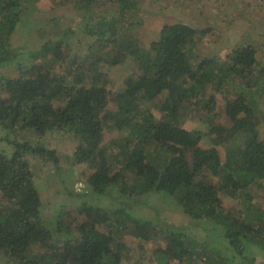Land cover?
Wrapping results in <instances>:
<instances>
[{
    "label": "trees",
    "instance_id": "trees-1",
    "mask_svg": "<svg viewBox=\"0 0 264 264\" xmlns=\"http://www.w3.org/2000/svg\"><path fill=\"white\" fill-rule=\"evenodd\" d=\"M140 1L62 0L76 6L79 25L47 31L23 20L24 0H0V68L16 72L0 82L9 131L0 142L11 147L0 146V264H256L258 255L264 264V50L204 57L197 45L212 16L196 28L167 22L149 41L141 19L155 9ZM129 62L135 71L113 91L105 69ZM184 110L209 120L207 132L185 128ZM68 136L82 189L58 177L50 143ZM52 168L65 190L53 194L65 200L49 208L37 178L49 183ZM153 195L206 236L164 225L159 210L140 214ZM104 197L115 205H100Z\"/></svg>",
    "mask_w": 264,
    "mask_h": 264
},
{
    "label": "rangeland",
    "instance_id": "rangeland-1",
    "mask_svg": "<svg viewBox=\"0 0 264 264\" xmlns=\"http://www.w3.org/2000/svg\"><path fill=\"white\" fill-rule=\"evenodd\" d=\"M110 1L112 2L113 0ZM60 2H62V0H39L38 2L24 0L22 18L26 22H29V24L34 20L39 21L40 27L47 31L56 27L66 30L70 27L73 28L78 26L80 20L77 19L75 15L72 16L76 6L72 4L61 5ZM140 2L141 7H143L146 12L150 9H155L154 15L145 16L141 19V21L144 22V37L149 41L155 40V38L158 37L160 28L167 22L181 20L196 28L199 25L208 26L205 22L209 21L210 16H212L214 18L211 24L214 25L213 31L207 33L203 40L197 45V51L204 57L218 55L224 58L227 49L230 47H243L250 44L255 45L260 52L264 50V20H262L264 18V6L260 4L259 0H141ZM249 5H252L253 8L249 7ZM110 7L116 8V6ZM100 10L101 9L98 11ZM134 19L138 20L137 17H134ZM42 36H45V34H40L39 38L41 42L38 43L37 48L42 44ZM47 37L48 35L46 38ZM13 40L15 44L23 41L21 37H14ZM135 69L136 67L133 62H129L125 66H118L110 68L109 70L105 69L110 81L113 82L112 90L116 92L120 80L129 77L131 72L129 74L127 73L129 71H135ZM15 74V69L12 67L9 69L0 68V82L4 78L15 77ZM115 104V99L112 98L110 105L114 107ZM183 113L185 114L183 118L185 128L188 130H201L204 133L207 132V125H211L209 120L205 123L198 118L192 119L194 117H192L190 110H184ZM203 114L205 115V113ZM220 119L221 118H216L215 120L217 122ZM213 123L215 122H212V124ZM8 134L9 131L0 125V139L7 137ZM111 137L112 136L107 134L106 141ZM50 144H52L51 147H56L59 156L58 177L60 179L62 177L65 179L70 178L71 181L76 183L78 189H82L84 187L82 169L81 167H75L71 158V151L75 146L72 138L68 136L63 140L60 139L58 142L53 140ZM206 144L209 145L207 141ZM0 146L5 147L11 152V147L6 143L0 142ZM47 171L48 173L51 171L48 178L49 183H46V179H42V177H44L43 175L38 174L41 175V177L39 176L37 178V184L42 190V196L45 198L47 207L51 208L55 206L56 203L61 207L60 202L65 200L63 193L61 196H56L53 192L55 190H61L62 192L65 190L62 188L55 189V186H59V178H57V175L55 176L57 171L54 168ZM45 189L47 190L45 191ZM262 193L263 191H260V196L263 197ZM221 199L226 210L233 209L236 213L238 212V203L236 201L228 198L225 194L222 195ZM262 200L263 199H261V202ZM99 204L111 207L115 205V201L113 197H104L99 201ZM138 210L140 214L147 218L156 217L155 210H159L160 222L170 226V228H180L185 234H190L197 238H202L207 234V232L202 230L200 225L192 224V222L189 223V219L184 217L182 213L168 206V201L162 196H150L144 204L139 206ZM77 216L78 215L75 213L72 219L74 218L77 220ZM78 219H81V217ZM123 239H125L128 245L127 247L132 248L137 246L138 239L134 238L132 235L126 234ZM145 246L148 251H151L156 247V243L147 242ZM254 252L257 254L261 253L259 249L258 251L254 250ZM146 259H148V257H144L143 259L145 263H147ZM256 260V264H260L261 255H258Z\"/></svg>",
    "mask_w": 264,
    "mask_h": 264
}]
</instances>
